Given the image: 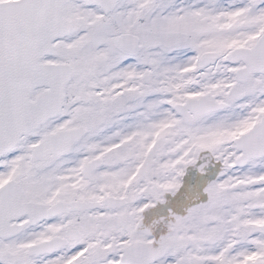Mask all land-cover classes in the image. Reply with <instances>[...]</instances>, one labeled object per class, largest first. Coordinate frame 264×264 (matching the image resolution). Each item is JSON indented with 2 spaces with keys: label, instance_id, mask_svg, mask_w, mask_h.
I'll return each instance as SVG.
<instances>
[{
  "label": "snow or ice",
  "instance_id": "6c2138e0",
  "mask_svg": "<svg viewBox=\"0 0 264 264\" xmlns=\"http://www.w3.org/2000/svg\"><path fill=\"white\" fill-rule=\"evenodd\" d=\"M0 264H264V0H0Z\"/></svg>",
  "mask_w": 264,
  "mask_h": 264
},
{
  "label": "rangeland",
  "instance_id": "374dc122",
  "mask_svg": "<svg viewBox=\"0 0 264 264\" xmlns=\"http://www.w3.org/2000/svg\"><path fill=\"white\" fill-rule=\"evenodd\" d=\"M191 170H193V169H190L189 172ZM217 174H218V172L216 170V167H214L213 165H210L208 172L202 178L198 179L196 184H197V188H198L199 196H200L201 200L207 199V195H206V193L203 192V188L207 186V183L214 180L216 178ZM194 202H196V201H194ZM194 202H192V203H194ZM185 209H181L178 211L174 210V211L177 212L178 214H184Z\"/></svg>",
  "mask_w": 264,
  "mask_h": 264
},
{
  "label": "water",
  "instance_id": "95a60500",
  "mask_svg": "<svg viewBox=\"0 0 264 264\" xmlns=\"http://www.w3.org/2000/svg\"><path fill=\"white\" fill-rule=\"evenodd\" d=\"M189 192H190V195H193V192L191 190ZM190 195L186 193L185 189H183L182 193L176 199L182 200V199L188 198Z\"/></svg>",
  "mask_w": 264,
  "mask_h": 264
},
{
  "label": "flooded vegetation",
  "instance_id": "af4514ba",
  "mask_svg": "<svg viewBox=\"0 0 264 264\" xmlns=\"http://www.w3.org/2000/svg\"><path fill=\"white\" fill-rule=\"evenodd\" d=\"M169 206L173 208V211L174 210L178 211V210H181V209H185L186 207H188L190 205H188V204H179V205L170 204Z\"/></svg>",
  "mask_w": 264,
  "mask_h": 264
}]
</instances>
